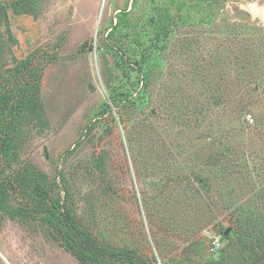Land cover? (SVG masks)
Segmentation results:
<instances>
[{
  "label": "rangeland",
  "instance_id": "obj_1",
  "mask_svg": "<svg viewBox=\"0 0 264 264\" xmlns=\"http://www.w3.org/2000/svg\"><path fill=\"white\" fill-rule=\"evenodd\" d=\"M35 7L7 10L3 91L20 96L28 58L41 114L0 155V264H264L235 234L264 238V0ZM34 171L93 256L34 207Z\"/></svg>",
  "mask_w": 264,
  "mask_h": 264
},
{
  "label": "trees",
  "instance_id": "obj_2",
  "mask_svg": "<svg viewBox=\"0 0 264 264\" xmlns=\"http://www.w3.org/2000/svg\"><path fill=\"white\" fill-rule=\"evenodd\" d=\"M35 3L36 0H9V2L0 0V155L5 157L8 156V152L11 149H14L15 144L12 130L24 120H27V115L34 114L38 118L41 114L39 79L42 69L31 66L28 58L17 62L13 68L16 77L22 76L27 71L29 72L28 76L25 77L27 81H24L22 84L20 96L16 98L11 90L3 91L6 84L4 74L8 72L4 69L5 54L8 53L11 55V48L17 45V40L9 27L7 10L10 9L13 14H24L36 17L38 16V10L35 7ZM1 28H3V31H1ZM30 180L34 182L32 187L34 207L38 212L43 211L45 213L47 223L57 231V236L62 240L67 250L73 253L80 261H85L86 254L89 257L93 256L91 251L86 252V254L77 251V248H79L78 250L84 251H86V248L78 236L74 232H71L70 228L72 226L69 214L67 212L65 214L58 212V201L55 204L54 199L52 201L50 200L49 195L52 187L45 174L34 171ZM24 189L25 187L22 186V190ZM5 196L6 193L3 192V189H0V203L4 201ZM49 201H51L50 204H48ZM262 220L260 222L264 227V221ZM249 226V228L239 226V233L235 231V234L238 236L236 241L240 243L241 239L247 238L250 249L254 246L259 247L257 244L263 243L264 238H259L258 234L256 235V231L253 232L255 226ZM85 237L83 239L87 240ZM76 238L79 239V243ZM76 242L78 243L77 245ZM91 262H95V260L89 261V263Z\"/></svg>",
  "mask_w": 264,
  "mask_h": 264
},
{
  "label": "built area",
  "instance_id": "obj_3",
  "mask_svg": "<svg viewBox=\"0 0 264 264\" xmlns=\"http://www.w3.org/2000/svg\"><path fill=\"white\" fill-rule=\"evenodd\" d=\"M213 246H214L213 249H215L218 246V243L217 242H213Z\"/></svg>",
  "mask_w": 264,
  "mask_h": 264
}]
</instances>
